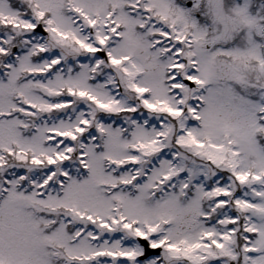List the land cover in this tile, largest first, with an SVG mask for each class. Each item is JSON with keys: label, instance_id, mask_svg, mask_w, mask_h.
<instances>
[{"label": "snow or ice", "instance_id": "snow-or-ice-1", "mask_svg": "<svg viewBox=\"0 0 264 264\" xmlns=\"http://www.w3.org/2000/svg\"><path fill=\"white\" fill-rule=\"evenodd\" d=\"M0 264H264V0H0Z\"/></svg>", "mask_w": 264, "mask_h": 264}]
</instances>
